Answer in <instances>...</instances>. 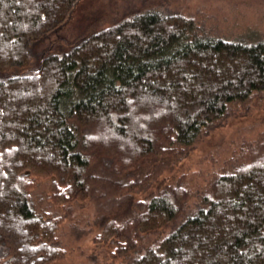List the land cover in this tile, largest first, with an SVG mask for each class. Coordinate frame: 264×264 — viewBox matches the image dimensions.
Instances as JSON below:
<instances>
[{"label":"trees","instance_id":"obj_1","mask_svg":"<svg viewBox=\"0 0 264 264\" xmlns=\"http://www.w3.org/2000/svg\"><path fill=\"white\" fill-rule=\"evenodd\" d=\"M76 1L0 0V264L65 255L62 218L33 200L44 180L53 207L94 204L112 260L264 264V138L196 191L164 175L264 93V37L202 33L152 9L34 66L31 45Z\"/></svg>","mask_w":264,"mask_h":264},{"label":"rangeland","instance_id":"obj_2","mask_svg":"<svg viewBox=\"0 0 264 264\" xmlns=\"http://www.w3.org/2000/svg\"><path fill=\"white\" fill-rule=\"evenodd\" d=\"M152 9L190 18L202 33L246 37L256 31L264 37V0H77L57 29L31 45L33 65L38 64L48 47L53 51L59 46L60 50L68 49L90 34ZM258 96L235 109L231 107L224 123L201 136L187 156L164 175L167 178L185 176L189 179L186 187H194L196 191L212 174H218L236 161V156L249 149V144L262 140L264 93ZM46 182L39 183L33 200L37 210H48L62 218L55 236L56 244L66 250L52 264H124V259L112 260L108 248L95 241L94 235L100 226L95 219L99 212L94 204L86 200L68 207H53L46 198ZM140 195L135 192L136 198Z\"/></svg>","mask_w":264,"mask_h":264}]
</instances>
